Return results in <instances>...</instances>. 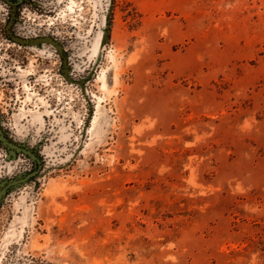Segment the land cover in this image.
Instances as JSON below:
<instances>
[{
	"label": "rangeland",
	"instance_id": "374dc122",
	"mask_svg": "<svg viewBox=\"0 0 264 264\" xmlns=\"http://www.w3.org/2000/svg\"><path fill=\"white\" fill-rule=\"evenodd\" d=\"M34 1L14 31L67 63L0 0V122L41 159L0 264H264V0Z\"/></svg>",
	"mask_w": 264,
	"mask_h": 264
},
{
	"label": "water",
	"instance_id": "95a60500",
	"mask_svg": "<svg viewBox=\"0 0 264 264\" xmlns=\"http://www.w3.org/2000/svg\"><path fill=\"white\" fill-rule=\"evenodd\" d=\"M15 17L14 11L11 14V19L5 26V32L7 36H10L13 40L24 44L28 43L29 39H24L21 37L13 36L10 25L12 23V19ZM106 35V31H104L103 36ZM0 146H2L7 154L8 157H15L17 154H23L29 157L34 163V168L27 172H21L16 174L15 176L9 178H3L0 180V204L3 201L4 197L13 189L27 183L32 178H34L41 169V159L35 153V150L30 148L29 146L25 145L24 143H18L13 141L11 138L7 136V133L4 132L2 127L0 126Z\"/></svg>",
	"mask_w": 264,
	"mask_h": 264
},
{
	"label": "flooded vegetation",
	"instance_id": "af4514ba",
	"mask_svg": "<svg viewBox=\"0 0 264 264\" xmlns=\"http://www.w3.org/2000/svg\"><path fill=\"white\" fill-rule=\"evenodd\" d=\"M1 1L8 6L7 18L5 20V24H4V27H3L5 37L8 40H10V42H12L13 45H16L18 47H20L21 45H30V46L34 45L36 47H39V46H42L41 45L42 43H48L49 45L53 46L56 49V51H57V53H58V55L60 57V63H61V68H59V69H61V71H62L64 69V67H65V62L67 63V61H66L67 54H65L66 52H65L64 45L62 43H60L56 39V37H54V36H46V35H35L34 37L21 36V35H19V33L14 31V29H15L14 26L18 22V17H19L18 14H22L21 10H22L23 6L25 4L26 5H30V6H35L34 5L35 1L34 0H1ZM13 11L15 13V17L12 19L13 21H12V23L10 25V30H11L13 36L21 37V38H24V39H29L28 43L21 44V43L15 41V40H13L10 36L6 35L5 26L8 23V21L11 19V14H12ZM0 126L4 130L1 122H0ZM4 132L6 133L5 130H4ZM35 153L38 155L36 150H35ZM34 165H35V163H34Z\"/></svg>",
	"mask_w": 264,
	"mask_h": 264
}]
</instances>
